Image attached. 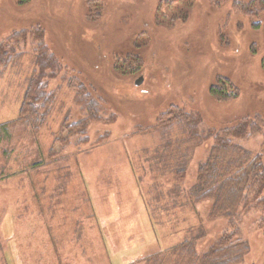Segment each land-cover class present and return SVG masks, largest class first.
Segmentation results:
<instances>
[{"label":"rangeland","instance_id":"1","mask_svg":"<svg viewBox=\"0 0 264 264\" xmlns=\"http://www.w3.org/2000/svg\"><path fill=\"white\" fill-rule=\"evenodd\" d=\"M81 1L84 6L83 1L89 0H53L54 12L62 4L69 7L64 6L63 14L49 13L45 7L40 13L41 40L27 34L25 42L16 43V56L6 59L11 63L0 64V123H11L7 138L1 135L0 140V264H141L137 259L190 238L199 228L206 231L197 242L202 250L226 228V222L207 219L211 201L192 206L180 192L195 182L212 140L193 148L182 180L172 172L151 171L148 164L156 151L173 146L171 153L176 152L177 145L166 139L186 140L177 128L158 126L156 117L173 103L196 109L201 128L219 130L247 122V133L235 142L261 155L264 162V0H145L143 5V0H93L103 2L102 14L108 10L110 17L114 12L115 19L108 18L110 24L104 28L99 17L87 16L86 9L83 17ZM233 1L240 3L241 11ZM117 9L124 11L123 21L143 25L136 38L131 35L137 25L128 36L120 35ZM63 17L81 22L75 26L81 34L79 30L78 39L72 41L69 34L65 36L69 40L62 70L49 80L50 88L57 87L56 101L36 131L17 121L19 108L41 54H36L39 41L48 52L62 53L48 26ZM25 20L28 17L16 10L15 0H0V42L5 44L15 27L37 26ZM21 22L24 25L19 27ZM103 33L113 36L107 40ZM112 49L120 54L138 51L142 74L129 78L115 73L110 67L114 55H108ZM218 75L238 88L236 99L211 97L208 88ZM90 77L100 81L94 94L103 106L102 120L90 123L88 143L81 151L71 143L60 155L50 156L51 145L57 148L52 141L61 134L60 127L83 115L75 92L90 83ZM69 210L74 214L72 230L69 215L67 225L59 227ZM92 211L103 237L82 251L67 240L77 243L81 214ZM260 217L252 210L243 215L240 232L249 252L242 264H264ZM52 241L68 243L62 251L55 244L59 254L55 258L49 256Z\"/></svg>","mask_w":264,"mask_h":264},{"label":"trees","instance_id":"2","mask_svg":"<svg viewBox=\"0 0 264 264\" xmlns=\"http://www.w3.org/2000/svg\"><path fill=\"white\" fill-rule=\"evenodd\" d=\"M144 1L141 2L142 5ZM52 2L53 0H15L16 10L18 8L22 11L23 17L24 15L28 17V20L25 21L35 24L38 27L28 26L26 28H20L19 30H16L17 28L15 27V30L13 29L11 36L8 37L5 44L0 42L1 65L11 63V61L7 62L6 59H13L16 56V43L21 39H24L25 42L27 34L32 38H41L39 31L42 30L44 32V25L42 21L40 22V13L45 7L49 8V13L52 14H63L69 7V4L66 6L62 4L54 12L50 9V3ZM80 3L81 14L86 9L85 11H87V16L90 19L99 17L98 21L103 28L107 24H110L108 18L115 19L113 11L110 12V17L108 16V10L106 14H102L105 8L103 2L97 3L93 0L83 1L84 6L82 5V1ZM232 5L236 7L237 11H241L238 1H233ZM33 9H35L34 12ZM14 11L15 9L13 10V14ZM117 13V19L120 18L119 24L121 26V29L117 30L121 36H128L131 30L137 25V21H129L127 19L123 21L121 16L125 14L124 11L117 9ZM90 14L93 15L91 16ZM137 16L142 18L141 13ZM83 17H86L85 14H83ZM105 18L107 21H105ZM23 22L19 23L18 26L22 27L24 25ZM140 23H143V21L140 20ZM68 24L72 25L69 27ZM80 24L81 22L74 20L67 21V18L63 17L61 21H57L55 26L51 25L53 28L48 26L51 37H57L59 39L58 42L61 45L62 50L60 51L62 53L55 55L53 51L48 52L44 47L43 40L41 43L39 41L40 48L36 51V54L38 55L40 52L41 54L35 61L34 75L28 79L26 84L27 87L19 108L18 122L28 124L30 128L36 131L45 124L56 101L55 91L57 87L50 88L49 80L56 77L62 70V58L63 55H67V52L63 50L65 48L64 45L69 39L71 41L78 39L80 29L76 31L75 26H79ZM136 28L138 29L133 32L131 37L136 38V33L140 29L143 31L142 24L137 25ZM67 34L70 35L69 39L65 37ZM79 34H81V30ZM101 36L102 38L105 36L108 40L113 35L107 36L103 33ZM135 47L138 48L139 45H135ZM117 51L114 49L108 51V55H111V57L114 55L110 67L115 73H125L129 78L142 74L144 64H142V57L138 51L126 50L123 54ZM46 53L48 54L46 55ZM117 54L120 55L115 56ZM79 66H81L80 60ZM90 78V83L84 87L81 85L75 92L77 96L76 102L83 111V115L79 116L73 124H61V134L55 136L52 141L53 144H57V148L51 145L49 148L50 156H55L57 153L60 155L66 149L65 147L71 143H73L76 151H81L82 146L85 145L84 143H88L87 132L90 123L98 122L100 119L102 120L103 106L99 98L94 94L95 90L100 87V81L98 78ZM208 90L211 97L218 101H231L239 96L238 88L230 79L222 75L214 78ZM110 118L115 119V117ZM156 123L158 126L165 128H177L181 134L180 137L186 140L177 141L176 139L178 137L166 139L167 143L174 142V145H177L174 149L176 152L171 153L173 146L169 147L167 149L168 151L161 149L160 151H156L152 155V160L149 161L148 167L151 171H159L162 173L172 172L174 178L178 180H182L186 175V164L193 148L208 139L212 140L206 158L197 167L195 182L184 193L183 189L180 188V195L183 201L188 200V204L192 206L196 202L211 201L207 219L212 221L221 219L226 222V228L202 250H198L197 242L206 235V231L203 228H199L198 232L191 235L190 238H185L173 245L159 248L157 251L137 260L141 264H242L249 252L248 241L240 232L243 215L250 210L260 213L261 217L258 225L264 228V162L261 155H255L235 142V139L242 138L247 133V122L237 123L234 126L219 130L201 128V115L196 109L187 110L184 106L171 103L165 110L158 114ZM10 126L11 123L9 122L0 123V140L2 136H6L7 138ZM107 136L102 135L103 138ZM102 137L99 138V142L102 141ZM94 213V211L88 214L80 213L81 219L78 223L77 231L79 237L76 239L77 243L72 240H67L70 244L74 243L79 246L82 251L87 249L86 246L90 242L96 243L97 240L103 237ZM64 215L65 217L61 220L59 227L67 225L66 219L69 215V229L72 230L73 211L69 210L68 212H64ZM84 221L88 223L84 225ZM83 229L84 234L82 236ZM57 243L61 251L64 245H68L66 241H62L64 245L52 241L53 248L51 247L49 252L51 258L59 255L55 253L58 251L54 250V246ZM101 245L103 246L102 242ZM65 251H68V249ZM66 254L70 253L68 252ZM99 254H102L100 250ZM59 263L60 261L56 262V264Z\"/></svg>","mask_w":264,"mask_h":264}]
</instances>
